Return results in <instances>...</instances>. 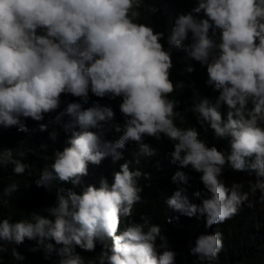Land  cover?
I'll return each mask as SVG.
<instances>
[{
    "label": "clouds",
    "instance_id": "obj_1",
    "mask_svg": "<svg viewBox=\"0 0 264 264\" xmlns=\"http://www.w3.org/2000/svg\"><path fill=\"white\" fill-rule=\"evenodd\" d=\"M142 10L158 9L145 0H0V129L28 132L26 120L44 132L49 124L70 134L35 178L37 187L52 181L70 184L57 188L52 205L13 220L0 218V257L24 264L17 251L26 240L27 251L41 252L50 264H175L176 253L159 224L149 215L133 220L134 205L142 203L140 178L146 173L119 164L111 182L85 186L88 165L110 157L122 159L126 144L137 151L133 162L156 155L146 138L170 145V163L198 173L202 185L190 203L185 195L189 179L176 171L178 185L164 200L182 216L203 220V232L188 244L194 264H216L223 234L208 231L238 215L241 206L264 204V0H192L178 12L166 33L137 22ZM164 40L167 47L161 44ZM183 47L182 72L191 74L189 61L205 69L204 84L214 98L195 97L182 111L171 98L177 86L170 79L172 52ZM119 98L122 123L113 124L109 107L93 104L81 109L66 97L89 100ZM62 97L65 99L62 100ZM70 117L61 123L59 110ZM191 113L195 125L189 123ZM48 117V123H41ZM211 131L227 150L202 138ZM109 131L118 135L105 139ZM55 129L49 138L55 140ZM46 146L41 145V148ZM33 149L0 150V165H11L16 176L30 165L18 157ZM247 173L253 179L225 184L224 173ZM79 189L76 191L75 189ZM18 191L15 181L0 191L5 198ZM8 203L7 199L2 201ZM177 217H165L170 223ZM123 223V226L122 225ZM100 252L89 258L82 252Z\"/></svg>",
    "mask_w": 264,
    "mask_h": 264
},
{
    "label": "trees",
    "instance_id": "obj_2",
    "mask_svg": "<svg viewBox=\"0 0 264 264\" xmlns=\"http://www.w3.org/2000/svg\"><path fill=\"white\" fill-rule=\"evenodd\" d=\"M145 3L158 9L154 16H149L145 11H141L137 22L146 23L153 27L155 31H167L170 21H172L178 12H186L192 6V0H145ZM166 48L164 40L160 41ZM185 55L183 47L180 51L172 52V70L170 79L174 83L182 82L184 86H177L176 90L171 94V98L180 101L177 110L182 111L187 104H191L194 94L195 97L214 98L217 93L212 92L210 87H206L204 81L206 79L205 69L201 68L198 62L189 61L194 71L191 74L183 73L181 70L185 66L180 60ZM65 97H62V100ZM70 103L80 104L81 109L91 107L93 104L109 107L113 112V120L111 123H122V118L118 110L119 98L108 100L107 98H96L89 93V100L81 102L78 98L71 96L66 97ZM65 106L62 105L59 110L61 115V123L68 122L70 117L64 114ZM189 123L195 125L194 117L191 113L186 117ZM41 123H48V117H45ZM28 132H19L15 128L7 130L0 129V150L13 149V155L17 151L24 148L33 149V152H25L22 159L30 165L26 173L16 176L11 171V165H0V191L3 187L12 181L17 182L18 191L13 193L11 197L5 198L0 195V218L11 215L13 220L21 218L24 214L38 212L43 208L52 205L55 198L57 188H71L68 183L60 181H52L50 188L46 190L44 187H37L34 183L35 178L39 175L40 169L49 164L50 160H44V157H50L54 151L62 150L66 144L65 141L70 134H65L60 125L49 124L44 132L38 130V124L31 120H26ZM57 132L55 140L49 138L51 131ZM197 131L201 132L197 126ZM118 134L109 131L105 135V139L113 140ZM203 139L209 144H216L218 148L227 150L228 144L226 140H215L211 131L207 133L201 132ZM146 143L156 149V155L152 157H141L139 163L133 162L137 149L130 144H126L122 149V159L112 162L110 157L104 158L100 164L88 165L87 175L82 178L85 186L89 184L98 185L101 177L107 178L109 182L112 180V173L118 171L119 164L124 161L129 162L130 168L140 169L146 175L140 178V184L143 186L141 193L142 203L134 205L133 220H136L140 214L149 215L153 223L161 226L163 234L169 242L170 248L176 253L175 264H194L195 257L188 254V244L199 233L203 232V220H197L195 217L188 218L169 210L164 204V200L171 195L178 185L171 182V177L176 171H183L189 177L187 183L182 185L185 188V195L190 203H198L199 201L193 196L194 192L200 191L202 185L198 180V173L188 169H179L175 164L170 163L168 152L171 145L164 140L157 142L152 138H146ZM41 145L46 146L41 148ZM225 184L232 181L243 182L245 190L247 182L253 179L247 173H235L225 171ZM79 191V189H75ZM8 200L7 204L2 201ZM177 217L170 223L165 222V217ZM122 222V225L123 226ZM208 231H220L223 234V248L221 249L216 264H264V204H255L251 208L242 205L238 215L231 220H226L223 224L212 226ZM32 242L25 241L18 246L17 251L24 255V264H50L42 258L41 252L32 253L27 248ZM101 250L99 244L96 245L94 252H77L85 257H93ZM0 264H13L11 258L7 255L0 257Z\"/></svg>",
    "mask_w": 264,
    "mask_h": 264
}]
</instances>
